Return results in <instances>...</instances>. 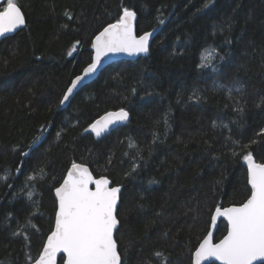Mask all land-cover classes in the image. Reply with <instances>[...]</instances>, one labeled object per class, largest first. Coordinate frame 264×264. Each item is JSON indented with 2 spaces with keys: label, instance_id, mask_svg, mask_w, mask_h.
I'll list each match as a JSON object with an SVG mask.
<instances>
[{
  "label": "trees",
  "instance_id": "16d2710c",
  "mask_svg": "<svg viewBox=\"0 0 264 264\" xmlns=\"http://www.w3.org/2000/svg\"><path fill=\"white\" fill-rule=\"evenodd\" d=\"M17 3L26 27L0 44V177H8L0 179V264L38 258L54 228V191L73 163L122 187V264H193L215 209L249 198L243 157L264 163V0ZM125 7L138 15L139 36L159 29L150 55L107 67L62 108L72 80L93 61L95 36ZM209 49L215 72L199 67ZM120 109L130 113L128 125L103 138L91 132ZM41 166L46 178L26 185ZM29 218L35 227L25 226ZM227 230L222 220L215 242Z\"/></svg>",
  "mask_w": 264,
  "mask_h": 264
},
{
  "label": "snow or ice",
  "instance_id": "6c2138e0",
  "mask_svg": "<svg viewBox=\"0 0 264 264\" xmlns=\"http://www.w3.org/2000/svg\"><path fill=\"white\" fill-rule=\"evenodd\" d=\"M207 6L208 4H205V7ZM65 15L71 19L70 13ZM136 17L135 11L125 7L123 15L115 23H109L95 36L92 44L95 49V59L83 69L82 75L71 82V86L61 98V105L69 101L74 90L81 86L86 78L97 72L101 61L110 54L148 53L149 40L153 32L149 31L137 36ZM158 22L162 25L164 20L159 19ZM23 25H25V17L17 0H4V6L0 10V38H6V34L15 32ZM206 61L207 57L202 53L199 67H212L215 72L216 68ZM216 87L225 86L217 83ZM236 91L239 92L240 88L237 87ZM231 93L232 89L229 88V98ZM236 104L237 111L243 113L244 107L241 102L236 101ZM128 120L129 113L120 109L118 112L107 113L91 125V128L97 136H100L101 132L107 130L110 125ZM165 124H167L166 118ZM213 126H216L215 123ZM44 132L45 129L42 128L41 136ZM40 139L41 137H37L33 144H37ZM128 147L136 148L137 157L143 159L140 155L141 150L133 141H129ZM31 150L30 146L29 151ZM22 155L26 157L29 153L24 152ZM243 159L248 162V183L251 186L249 198L238 207L215 209V214L211 217L212 227H215L218 218L224 217L228 224L227 235L217 243L213 242L212 234L209 232L195 251L193 264H204L205 261L213 259L220 264H255L258 260L264 261V163H256L251 154L245 155ZM22 167L23 162H21ZM137 167L138 164L132 171L134 172ZM46 176L45 168L41 166L34 174L26 177L25 184L43 180ZM7 178V175L0 177L4 180ZM34 189L33 183L27 192L29 200L32 199ZM120 194L121 187L112 186L109 178L105 176L97 178L87 166L73 163L61 186L55 189L58 198L55 230L48 236L42 254L33 260L32 264H57L60 253L66 254V264H121L117 241L114 238L119 224L117 207L121 199ZM33 204L38 210V203L33 201ZM25 226L35 227L30 218ZM13 235H21V232L15 231ZM23 238L27 239V235L24 234ZM154 255L159 258L163 253L157 251ZM165 264H167L166 260Z\"/></svg>",
  "mask_w": 264,
  "mask_h": 264
},
{
  "label": "water",
  "instance_id": "95a60500",
  "mask_svg": "<svg viewBox=\"0 0 264 264\" xmlns=\"http://www.w3.org/2000/svg\"><path fill=\"white\" fill-rule=\"evenodd\" d=\"M1 6H4V0H0V7ZM19 6V5H18ZM20 7V6H19ZM22 10V9H21ZM22 12H23V10H22ZM23 14H24V12H23ZM24 17H25V14H24ZM137 21H138V15H137V17H136V21H135V29H136V25H137ZM26 24H27V22H26V17H25V25H23V26H21L20 28H18L15 32H13V33H10V34H6V38H0V44L5 40V39H7V38H9V37H13V36H15L16 34H18L20 31H22L25 27H26ZM153 32V36L150 38V40H149V51H148V53L147 54H144V53H141V54H139V55H128V54H126V53H119V54H110L108 57H105L102 61H101V66L97 69V72L94 74V75H92V76H90V77H88V78H86L85 79V81L83 82V84L81 85V86H78V88L77 89H75L74 90V92H73V95L71 96V97H69V101H67V102H65V104L64 105H61L62 106V108H65L70 102H71V100L74 98V96L79 92V91H81L84 87H86V86H88L89 84H91L92 82H94L98 77H99V75L101 74V72L104 70V69H106L107 67H109V66H111V65H113V64H115V63H118V62H121V61H135V60H137V59H139V58H144V57H148L149 55H150V50H151V46H152V43H153V41H154V39L156 38V36H157V34L159 33V29H156V30H153L152 31ZM136 34H137V29H136ZM137 36H139L138 34H137ZM94 40H95V38H94ZM94 40H93V43H94ZM93 51H94V56H93V61H94V59H95V49L93 48ZM76 52V51H75ZM92 61V62H93ZM83 74V72L80 74V75H82ZM75 79V78H74ZM73 79V80H74ZM72 80V81H73ZM70 86H71V84H70ZM69 86V87H70ZM119 110H117V111H110V112H118ZM127 111V110H126ZM128 112V111H127ZM107 113H109V112H107ZM107 113H105L104 115H102L100 118H98L97 120H100L102 117H104ZM129 113V112H128ZM96 120V121H97ZM95 121V122H96ZM130 121H131V115H130V113H129V120L127 121V122H124V123H117V124H115V125H110L109 126V128L107 129V130H105V131H102L101 132V134H100V136H97L96 135V133L95 132H93L92 131V128H90V130H91V132L93 133V134H95L96 135V137H98V138H103V137H105L106 135H108V134H110L113 130H115V129H117V128H119V127H123V126H126V125H128L129 123H130ZM94 122V123H95ZM93 123V124H94ZM92 124V125H93ZM255 160V159H254ZM256 163H258V162H256ZM77 164H82V163H77ZM245 164H246V166H247V169H248V162L247 161H245ZM83 165H85V166H87L89 169H90V171H92L91 170V168L88 166V165H86V164H83ZM72 167V166H71ZM71 167L69 168V170L68 171H70L71 170ZM67 171V172H68ZM93 173V172H92ZM93 175H94V173H93ZM66 176H67V173H66V175H65V178H66ZM95 176V175H94ZM106 177V176H105ZM64 178V179H65ZM108 178V177H107ZM248 179H249V176H248ZM111 180V179H110ZM112 182V181H111ZM63 183V182H62ZM61 183V184H62ZM249 184V183H248ZM61 186V185H60ZM59 186V187H60ZM112 186H114L113 185V182H112ZM119 187H121V186H119ZM251 186H250V184H249V188H250ZM93 188H94V186H93ZM121 194H122V187H121ZM120 194V195H121ZM54 195H55V191H54ZM55 198H56V200H57V210H58V198L56 197V195H55ZM120 202H121V199H120V201H119V203H118V207H117V214H118V209H119V206H120ZM241 206V205H240ZM230 207H233V206H230ZM238 207V206H237ZM56 213H57V211H56ZM215 214V213H214ZM56 217V216H55ZM117 218H118V216H117ZM119 220V219H118ZM225 221L226 222V224H227V220L224 218V217H220V218H218L217 220H216V223H215V227H212V223H211V227H210V230H209V232H211V234H212V237H213V242H215V237H216V234H217V231H218V228H219V225H220V222L221 221ZM228 225V224H227ZM119 226H120V221H119V224H118V226H117V229H116V232L114 233V238L116 239V234H117V231H118V229H119ZM55 230V222H54V228H53V230H52V232ZM51 232V233H52ZM208 232V233H209ZM51 233L48 235V236H50L51 235ZM208 235V234H207ZM227 235V234H226ZM225 235V236H226ZM48 238V237H47ZM223 239V238H222ZM117 241V240H116ZM219 242V241H218ZM217 242V243H218ZM46 244H47V239H46V242H45V244H44V247L46 246ZM43 247V248H44ZM117 247H118V252H119V245H118V243H117ZM43 250V249H42ZM42 254V251H41V253H40V255ZM119 254H120V252H119ZM62 257H64L65 258V261H64V264H66V254H64V253H60L59 255H58V257H57V264H59V261H60V259L62 258ZM120 257H121V254H120ZM193 259H194V256H193ZM123 263V261H122V257H121V264ZM32 264V263H31ZM204 264H220V262L219 261H215L214 259L213 260H209V261H205L204 262ZM255 264H264V261H261V260H258V261H256L255 262Z\"/></svg>",
  "mask_w": 264,
  "mask_h": 264
},
{
  "label": "rangeland",
  "instance_id": "374dc122",
  "mask_svg": "<svg viewBox=\"0 0 264 264\" xmlns=\"http://www.w3.org/2000/svg\"><path fill=\"white\" fill-rule=\"evenodd\" d=\"M203 54H204L205 57H207V61L206 62L215 67L214 62H213L214 57H213L212 50H210V49L206 50ZM205 68L206 69H212V67H205Z\"/></svg>",
  "mask_w": 264,
  "mask_h": 264
}]
</instances>
